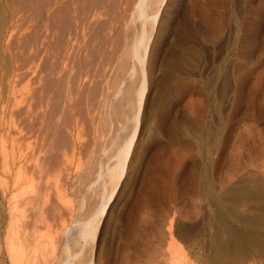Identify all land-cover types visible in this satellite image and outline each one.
Wrapping results in <instances>:
<instances>
[{
    "label": "bare ground",
    "instance_id": "1",
    "mask_svg": "<svg viewBox=\"0 0 264 264\" xmlns=\"http://www.w3.org/2000/svg\"><path fill=\"white\" fill-rule=\"evenodd\" d=\"M170 1L172 0H0V160L3 168L0 169V175L6 178L5 181L2 178L4 182L0 183V222L4 225L2 242L5 244L1 247L6 248L9 258L6 259L7 262L105 264L98 255L101 252L98 249L104 227L102 218L134 164L132 161L137 153V142L145 118L147 93L153 82L151 71L158 43L153 34H156L157 27L163 23ZM147 24L149 26L146 27ZM251 127L246 128L245 132H249ZM251 132L253 131L250 134ZM104 133H113L114 138L101 139ZM260 135L255 137L261 138ZM241 138L243 135L236 139ZM255 141L253 152L251 144L252 148L245 155L248 157L250 151L249 159L243 158L247 161H243L246 165L244 170L238 168L240 170L235 171L227 166L224 168L230 169L225 175L230 174L228 177L223 176L226 177L223 178V184L222 177L219 182L221 181L222 187H226L223 188L230 197L237 196L241 186L251 184L264 187V142ZM232 146L229 149L239 147ZM89 147L95 156L89 157L86 167H74L80 168L78 171L74 169V172L70 165L72 158ZM246 148L243 152L247 153L244 151ZM242 155L240 154L241 157ZM237 164L233 166L239 167ZM197 176L199 175L195 179ZM93 179L97 186L91 181ZM253 187V194L243 190L248 196L254 195ZM194 189H198L197 186ZM221 189L218 188V191ZM78 190L81 191V208L86 203L90 204L89 209L87 205L84 208L88 213L85 211L87 214L84 218L74 216L72 220L69 219L70 225L62 227V231L57 234L59 227L54 225H59V218L55 216L61 218L64 215L62 219L66 220L65 215H71L72 206H61L68 202V194H75ZM240 191L242 190L238 194ZM247 193H244L245 196ZM196 194L194 191L193 196ZM220 194L222 192L218 196ZM195 197L198 198V195ZM224 198L226 196L218 199L225 200ZM248 199L240 198V203H234H238L237 206L241 207L239 209L247 210V206H250ZM185 201L190 202L187 199ZM225 201L227 202V198ZM217 205L220 206L219 203L214 206L221 212L222 207L218 208ZM80 206L78 203V209L82 210ZM181 206L183 208V204ZM196 206L195 209L191 206L194 209L192 212L188 210L191 207H184L181 211L179 207L177 212V218L183 222V237L180 235L186 239L183 240L187 242H184V247L175 240L170 219L174 213L165 223L163 241L155 242L156 245L155 225L149 212L144 211L139 219L141 228L134 239L131 238L129 247L118 264H264V245L260 251L245 254L244 249L238 252L236 250L237 253L232 252L234 254L228 257L225 254L223 258H215V253H203L202 241H207L204 237L211 234L207 235L205 226L203 232L207 236L204 237L202 227L201 230L198 229L199 226L194 229L203 214L202 211L199 213L203 208L198 206L199 210ZM208 214L212 217L211 213ZM54 219H57L56 223ZM205 220L207 219L204 218ZM59 223L65 225L64 220ZM212 223L214 225V221ZM226 223L225 227V223L221 224L223 229L217 227L220 229L217 233L214 229L210 230V233H215L211 239L214 241V237L216 244L225 247L233 243L242 247L241 241L245 236L231 229L229 231L228 220ZM200 226H203L202 222ZM201 237L204 240L200 244ZM208 241L204 242L205 247H208V243L210 245ZM193 257L195 262L191 260Z\"/></svg>",
    "mask_w": 264,
    "mask_h": 264
},
{
    "label": "rangeland",
    "instance_id": "2",
    "mask_svg": "<svg viewBox=\"0 0 264 264\" xmlns=\"http://www.w3.org/2000/svg\"><path fill=\"white\" fill-rule=\"evenodd\" d=\"M166 12L168 14H165L164 24L161 23L163 30L160 25L157 27L159 33L156 30V34H153V38L156 37L158 42L154 51L153 64H155L151 71L153 72L151 74L153 82L147 93L148 101L145 105V118L137 142V153H135L132 161L134 164H132L130 175L126 177L127 179L125 178L126 180L124 179L122 186L114 194V201L109 203L112 205L102 218L105 228L103 227L101 237L103 243L100 240L101 245L98 250L101 252L98 255L105 264H118L123 253L129 247L131 238L133 240L141 228L139 219L144 215V211L149 212L151 221L155 225L154 239L156 241L154 243L163 241L165 223L167 218L174 213L173 218L170 219H172L175 240L184 247L187 242H183V240H186L182 238L183 235L181 234L183 222L180 221V218H177L179 214L177 212L184 209V207H194L196 203L198 204L196 208H199L198 206L203 208L201 210L199 208V213L203 212L204 215H201L199 218L201 220L198 221L196 227L194 225V229L198 226V229L202 227L203 230H200L203 237L206 232L207 235L211 234L210 237L208 236L209 238L204 237L210 239L207 240L210 242V245L209 243L206 244L208 247H205L207 241L202 239L203 237L199 240L200 244L202 240L206 241L205 243L202 241L201 244L203 253L210 252L211 255L215 253L213 255L215 258H223L225 254H227L226 257L232 256L242 249H244L245 254L260 251L264 245V187L249 184L247 187L241 186L242 188H239V190H242L240 193L243 192L242 195H244L243 197L239 193L241 200L243 198L246 200V197L249 198L247 201L250 206L245 207L247 210L244 208V210L239 209L241 207L237 206L238 203H234L236 201L241 202L238 196L239 190L237 192L238 198L234 196V198H237L234 201L233 196L230 197V194L226 193L224 189L226 187H222L223 178L226 179L223 176L230 174L225 175L227 171L231 168L235 171L238 168L244 170L243 168L246 166L244 162L247 163L246 160L249 159L248 157L254 150V144H256L254 140H257V143L260 140L264 142V0H172L169 2V9ZM121 124L119 123V125ZM184 126L186 129H184ZM244 126L245 130H243ZM246 126H252L249 128L250 131H253L251 134L249 129V132H245L248 128ZM253 128L254 130H252ZM181 129L183 130L181 131ZM240 130H243V132ZM255 132H258V135L261 134L262 137L261 135L260 137L263 140L255 137L258 136L255 135ZM246 133H249V136L245 135ZM253 133H255L254 136ZM113 135V133H104L101 139L110 140ZM242 135L243 138L236 139L242 137ZM244 136H247V138ZM198 139L199 141H197ZM243 139L245 143L247 141L246 144ZM235 140L237 144H235ZM200 141H202V145ZM232 141L233 146L231 145ZM238 141L241 142V145ZM251 141L253 143H250ZM242 144L247 146V148L245 146L246 150L244 151L250 150L253 145L248 157H245L248 151L247 153L243 152L245 148ZM235 145L241 147L237 148ZM231 146L236 149H229ZM90 150V147L86 148L82 153L78 152L72 158L70 165L73 171L76 169L74 167L77 166H80V168L81 166L86 167L89 157L95 156ZM239 151L240 153H238ZM181 153L184 155H181ZM240 154H243L242 157ZM136 155H138L137 158ZM244 157L247 159L244 160ZM225 161L228 162V165ZM229 161H234V163L231 164ZM235 162L236 164L240 162L241 165L237 164L239 167L235 166V168L233 166V164L236 165ZM226 166L230 169L227 170L228 168H226L224 170ZM80 168L77 169L80 170ZM1 170L0 174H2ZM196 175L200 177L197 176L195 179ZM0 177V183H3L6 178L4 177V179L1 175ZM219 180L222 181H220L222 184ZM91 181H93L94 186L95 184L97 186L94 179ZM217 183L219 184L217 185ZM196 186L198 189H194ZM214 186L216 187L214 188ZM217 187L225 191L219 190L223 196L221 194V196H218V193L221 192L218 191ZM252 187L257 188L256 190L253 189L254 195H252ZM243 189L248 193L251 191L252 194L248 196L249 194ZM194 191L197 193L195 196L198 195L199 201L198 198L193 196ZM206 193L208 197H206ZM244 193H247V195L245 196ZM72 194L66 196L68 201L65 202L66 204H62L65 199L59 201L63 206L58 203L61 208L66 205L72 206L73 212L71 215H65L66 220L62 219L64 215L61 218L58 215L55 216L59 218V222L62 223L64 220L65 223V225L63 223L62 225L58 222L61 230L59 225H54L59 227V230L55 227L57 234L58 231H62V227L70 225V221L74 216L84 218L88 213L85 210L87 203L85 206L83 205V209L80 206L79 196L81 191L78 190V192ZM225 196L227 202L225 201L226 198H224L225 200L218 199ZM184 198L190 200V202L192 201L191 205ZM209 198L211 199L209 200ZM193 200H195V203H193ZM218 200L220 201L218 202ZM214 202L215 204H213ZM78 203L79 208L82 210L78 209ZM203 203L205 204L204 207L202 206ZM218 203L222 207L221 212L215 207ZM187 204H189V207H187ZM87 206V209H89L90 204ZM224 206L226 209H223ZM193 207L188 210L194 211L195 207L192 209ZM215 210L219 213H216ZM204 211L210 217L211 215L208 213H211L212 217L205 215ZM223 211L227 213L224 212L223 215ZM215 213L219 214V217ZM239 214L242 217L244 216V219ZM204 218L209 220L204 221ZM67 219L71 220L68 222ZM177 219L180 223H177ZM226 219L228 225L230 224L227 226L229 231L231 229L233 232L245 236L244 240L241 241L242 247L237 243L225 247L219 243L216 244L214 237V241L211 239L212 234L214 235L220 229H223L222 223H225L224 227L227 225ZM230 219L231 221H229ZM241 219H243V222ZM218 220L219 225L216 222ZM201 222L203 226H200ZM243 224L246 226H243ZM204 226L207 227L206 232H203L205 231ZM3 227L4 225L0 222V239L3 238ZM212 229L215 233L213 231V233H210ZM61 233L59 232V234ZM256 235L257 237H255ZM2 240L4 238L0 240L2 244H0V251H2L0 254L3 253L5 256L0 255V260L4 257L0 264H8L9 261L7 262V260L9 258L6 255V248L1 247L5 244ZM232 252L234 253L232 254ZM191 260L195 262L194 257Z\"/></svg>",
    "mask_w": 264,
    "mask_h": 264
}]
</instances>
